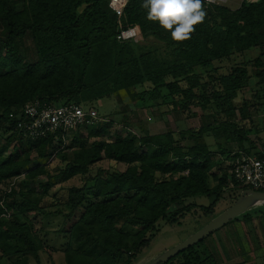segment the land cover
<instances>
[{
	"label": "trees",
	"instance_id": "16d2710c",
	"mask_svg": "<svg viewBox=\"0 0 264 264\" xmlns=\"http://www.w3.org/2000/svg\"><path fill=\"white\" fill-rule=\"evenodd\" d=\"M110 2L0 0V141L9 134L0 150V183L20 180L21 187L6 193L0 203V264L18 253L35 255L41 250L28 215H46L42 202L54 186L51 179L67 182L86 176L103 159L128 167L125 172L98 169L89 184L70 189V213L65 217L69 227L60 230L69 236L67 264H137L163 227L178 224L192 210L195 204L187 203L190 199L213 200L207 209L210 223L220 215L214 210L226 191L236 200L244 191L230 188L229 169L221 176L212 174L218 164L203 137L222 133L226 141L238 144L239 152L258 154L251 139L254 130L236 128L234 101L252 80L264 85V0L243 1L234 11L218 5L205 8L202 0L205 19L183 42L173 41L168 30L147 19L143 0H129L122 17ZM128 28L136 29L139 39L153 38L161 45L141 50L135 40H119ZM25 39L33 43L29 52L23 49ZM256 47L263 52L254 75L246 66L236 68L220 77L221 91L209 94L213 78L210 75L204 83L198 70ZM123 91L131 93L137 108L169 104L174 111L187 112L196 106L217 114L215 103L224 111L219 114H227L230 121L222 131L207 126L126 136L122 132L113 136L110 125L96 122L83 128L86 137L77 130L65 140L60 134L32 140L18 128L20 112L29 102L76 104L89 110L103 99L120 101ZM247 111L245 106L240 109L243 120ZM120 124L127 126L126 117ZM230 126H235L231 134ZM185 139L194 144L182 145ZM55 155L62 167L51 175L43 162ZM44 175L49 178L46 182L39 180ZM9 213H14L10 222L5 219ZM242 216L252 222L249 212ZM211 236L165 264H220L206 244Z\"/></svg>",
	"mask_w": 264,
	"mask_h": 264
},
{
	"label": "rangeland",
	"instance_id": "374dc122",
	"mask_svg": "<svg viewBox=\"0 0 264 264\" xmlns=\"http://www.w3.org/2000/svg\"><path fill=\"white\" fill-rule=\"evenodd\" d=\"M243 1L258 2L259 0H229L224 7L230 10H237ZM205 2V1H204ZM211 4L205 2V8ZM22 9V6L19 7ZM135 43L141 47V50H146L151 47V44L156 43L161 45L153 38L148 41L143 39H136ZM33 48V43L30 39H25L23 42V49L27 52ZM263 52L262 47H256L244 54H234L228 59L217 61L212 68L199 69L198 73L202 76L204 83H208L210 78H213L209 83V94L221 91L220 77L229 75L233 70L239 67L246 66L250 75H254L256 70V60ZM259 80L254 79L251 85L244 88L240 96L234 101L237 109V125L236 128H245L254 130L251 133L252 141L257 145L258 153L264 151V85H258ZM184 85V84H183ZM129 92H122L120 101L113 97L110 99H103L88 106L87 109H94L98 112V121L103 125H110L109 131L111 135L117 132H122L124 136L133 132L138 135L149 133H167L187 130H199L207 126L215 129L224 130L225 123L230 121L227 114H219L224 112L223 109L217 108L213 104L214 111L209 109L203 111L200 107L191 106L190 111H174L172 106L167 104L160 107L137 108L134 101L131 99ZM212 95V94H211ZM247 107V118L242 119L239 112L240 109ZM227 108L224 106V110ZM197 115V116H195ZM127 119V126L120 124L121 119ZM110 121H113L111 123ZM229 134L235 131V126H230ZM81 133L84 137L88 135L86 129H82ZM9 134L5 136L3 141H0V150L4 141ZM72 136H70L71 138ZM93 141V140H92ZM203 141L210 147L213 157L216 160L218 167L212 171L213 175L221 176L226 169H230L232 157L239 154L238 144L231 141H226L224 136H215L209 133L203 137ZM69 144V143H68ZM194 142L185 139L182 145L192 146ZM14 141L9 149L15 147ZM220 146V147H219ZM226 152L227 154H224ZM231 157V160L229 159ZM48 167L51 175H57L59 169L62 167L61 160L57 156H53L49 160H45L43 165ZM36 164L30 166L35 167ZM127 165L124 163H117L108 159H103L91 168V171L86 176H77L67 182L57 181L52 178L54 186L50 190L49 195L42 202V209L46 215L29 214L28 220L31 222L32 232L36 235L42 243L41 250L33 255L26 253H18L17 255L6 258L2 264H67L65 251L67 249L69 236L67 233L60 232L62 228L67 230L69 222H66V215L70 213V208L67 207L68 195L71 188L83 187L89 184L88 179L94 176L98 169L125 172ZM25 175V173H24ZM23 175V176H24ZM40 181H48L47 175L41 176ZM214 186V181L211 182ZM20 180H11L0 183V203H3L5 194L12 189L20 190ZM37 192L41 193L40 189ZM237 200L231 195L230 191H226L224 198L218 202L214 213L222 214L230 208ZM213 200L206 197H198L190 199L187 203H194L195 206L189 213H186L178 224L166 225L161 232L153 239L150 249L147 254L137 264H149L154 259L186 241L195 233L200 231L208 224L209 215L208 207ZM21 201L17 203L20 205ZM252 217V222L247 223L243 216L230 225L217 231L206 241L207 246L218 258L220 264H264V204H259L248 211ZM14 213L5 215L7 221H12ZM211 216V215H210ZM137 228H132L136 230Z\"/></svg>",
	"mask_w": 264,
	"mask_h": 264
},
{
	"label": "built area",
	"instance_id": "2783aa9c",
	"mask_svg": "<svg viewBox=\"0 0 264 264\" xmlns=\"http://www.w3.org/2000/svg\"><path fill=\"white\" fill-rule=\"evenodd\" d=\"M211 5L225 6L229 0H203ZM129 0H111L110 8L122 17ZM119 40L131 41L138 39L134 28L123 30ZM22 119L18 128L25 138L39 140L49 135L60 136L65 140L77 130L98 121L96 110H86L76 104L53 106L41 101L27 103L20 112ZM59 137V136H58ZM230 188L239 187L245 190L264 192V151L248 155L239 152L232 161L229 169Z\"/></svg>",
	"mask_w": 264,
	"mask_h": 264
},
{
	"label": "clouds",
	"instance_id": "9594fccd",
	"mask_svg": "<svg viewBox=\"0 0 264 264\" xmlns=\"http://www.w3.org/2000/svg\"><path fill=\"white\" fill-rule=\"evenodd\" d=\"M142 7L147 10V19L158 22L176 42L189 40L194 26L206 16L202 0H143Z\"/></svg>",
	"mask_w": 264,
	"mask_h": 264
},
{
	"label": "water",
	"instance_id": "95a60500",
	"mask_svg": "<svg viewBox=\"0 0 264 264\" xmlns=\"http://www.w3.org/2000/svg\"><path fill=\"white\" fill-rule=\"evenodd\" d=\"M259 204H264V192H258L250 189L243 191L237 201L230 208L213 219L189 239L166 251L149 264H165L169 262L180 253L190 249L207 237L215 234L217 231L224 228L229 223L244 215L250 209Z\"/></svg>",
	"mask_w": 264,
	"mask_h": 264
},
{
	"label": "crops",
	"instance_id": "0c3cea01",
	"mask_svg": "<svg viewBox=\"0 0 264 264\" xmlns=\"http://www.w3.org/2000/svg\"><path fill=\"white\" fill-rule=\"evenodd\" d=\"M158 134H164V133H152L151 135H158Z\"/></svg>",
	"mask_w": 264,
	"mask_h": 264
}]
</instances>
